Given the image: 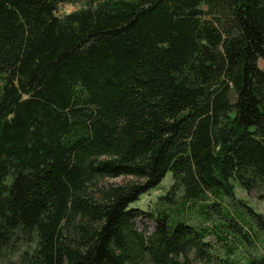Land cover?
<instances>
[{"label": "trees", "instance_id": "16d2710c", "mask_svg": "<svg viewBox=\"0 0 264 264\" xmlns=\"http://www.w3.org/2000/svg\"><path fill=\"white\" fill-rule=\"evenodd\" d=\"M259 60L264 0H0V264H264L222 203L264 200Z\"/></svg>", "mask_w": 264, "mask_h": 264}, {"label": "rangeland", "instance_id": "374dc122", "mask_svg": "<svg viewBox=\"0 0 264 264\" xmlns=\"http://www.w3.org/2000/svg\"><path fill=\"white\" fill-rule=\"evenodd\" d=\"M86 8L87 5L85 4L84 1H79L76 4H63L59 6L56 15L60 18H63L68 14ZM258 65L262 70H264V60H259ZM130 180L132 179L131 178H120L113 180L107 179L105 181H102L100 183V186L109 185V184H122ZM171 184H172V175L169 174L158 188L142 196L138 202L132 205V207L139 208L145 212H151L153 209L156 208V205L159 202L160 197L166 194ZM235 196H236L235 201L230 200L229 198H225L222 201V203L229 208L230 217H236L238 219L240 223L239 224L240 227L243 228L242 229L243 233L236 234V236L240 237L241 242H239V239L238 240L236 239L237 237L234 238L233 235L232 236L229 235L228 241L231 244H233L235 248L234 258L239 259L241 262H246L251 257L264 254V231L257 224V222L254 221V218L253 217L251 218L252 213L249 211V208L252 209L253 212L262 215L264 219V200H261L257 193L248 192L242 189L238 185H236ZM213 202L219 203V201H214V200ZM241 212L243 213L245 212L246 215ZM189 213L190 212H188V214L186 213L185 216H183V219H185L186 221L190 220L188 218L190 216ZM228 219L230 218L228 217ZM191 221H193L195 225L201 224L200 220L197 218L196 219L193 218V220ZM216 224H219L218 220L216 221ZM136 226L140 231L147 233V235L153 233L155 228L154 222L145 219H138L136 221ZM245 233L247 234V236H245L246 235ZM221 235L223 236L224 234ZM210 239L216 243L219 249L224 251V245L226 244H224V242L221 241V239L218 240L216 236H212Z\"/></svg>", "mask_w": 264, "mask_h": 264}]
</instances>
